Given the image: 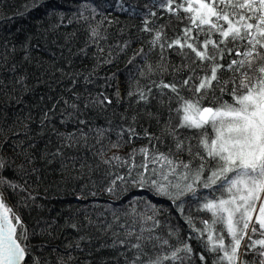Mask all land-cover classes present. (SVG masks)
<instances>
[{
  "label": "snow or ice",
  "instance_id": "6c2138e0",
  "mask_svg": "<svg viewBox=\"0 0 264 264\" xmlns=\"http://www.w3.org/2000/svg\"><path fill=\"white\" fill-rule=\"evenodd\" d=\"M42 7L43 0H29L25 10L31 12ZM107 7L141 18L139 32L150 37L148 51L143 46L135 50L127 64L134 65L138 57L143 64L135 65L136 71L130 75L125 95L121 94L117 73L99 76L97 69L112 64L121 54L126 55L134 41L118 40L109 45L105 55L100 41L108 39L107 28L102 35L101 27L105 22L110 26L116 20L110 19V14L105 15L91 0H85L79 14L73 13L68 23L73 19L87 22L95 20L97 15L102 17L97 26L89 24V42L98 49L94 54L97 64L83 76V81L85 86L94 87L97 79H103L104 83L99 85V91H88L85 87L84 93H78L69 89L72 99H64L59 112L56 110L60 100L41 114L39 135L44 134L46 125H51L57 115L61 117V124L71 122L76 127L61 132L52 125L51 131L60 146L39 159L51 163L49 156L63 159V149L84 146L94 150L93 156L98 160L96 168L104 166L107 182L104 191L109 195L119 197L121 193L141 190L171 202L187 226V237L167 217L162 219L165 212L162 206L145 197H133L122 215L112 210L111 222L102 228L103 233L110 234L112 242L101 247L123 249L118 254L124 264H196L197 260L199 264H209V259L211 264H264V0H148L143 4L140 0H109ZM59 15L63 23V13ZM165 15L181 23L188 22L175 39L167 37L168 24L158 23ZM34 47L27 38L21 44L22 63L32 61ZM157 49L160 59L154 65L148 57ZM167 50H176L184 62L171 64ZM15 51L13 46L12 52ZM80 53L87 55L86 48L80 49ZM0 62V66L7 64L6 53L0 56ZM17 68L13 64L9 69L16 74L11 82L12 92L17 85L23 92H30L27 72L17 73ZM169 69L173 77L182 72L188 75L182 80L174 78L166 82L162 77ZM55 71L62 77H70L73 86L81 75L65 72L63 68ZM225 72L230 74L228 79L223 78ZM155 75L161 78L152 79ZM142 79L146 83L142 84ZM8 87L0 79V94H5ZM184 90L192 95H182ZM6 95L13 104L22 102V96ZM209 95L216 102L205 106ZM225 95L230 100H224ZM157 96L158 102L169 111V119L163 124L156 113L139 110L131 116L120 113V123H115L114 104L134 100L137 106H147ZM173 102L175 108L171 107ZM90 110L98 116L111 110L112 116L105 117V125H95L90 117L83 118ZM141 115L156 119L159 132H150L147 128L142 134L137 132ZM32 121L31 111L17 116L13 124L19 127L8 137L4 135L8 129L0 125V140L5 141L0 147L12 149L11 155L0 151V264H48L47 259L34 255L30 236L51 237L61 227L55 217H41L29 230L17 207L7 202L11 193L18 198L19 207H44L36 202L39 193L32 182L33 177L36 181L41 179L36 166V146L25 147L31 137ZM184 130L194 135L186 136ZM21 132L25 139L12 144V138ZM136 139H146L147 143L132 146L126 154H121ZM61 167L67 169L68 164L62 163ZM85 167L83 163L80 165L81 170ZM71 195L77 201L87 199L82 192ZM200 213H207L209 218L202 219ZM85 221L87 225L100 227L87 215ZM65 223L77 233L87 226L73 220ZM193 240L201 251L194 249ZM82 242L90 244L92 237L87 233L79 235L65 247L82 252ZM72 260L69 253L67 257H59L56 264H72Z\"/></svg>",
  "mask_w": 264,
  "mask_h": 264
},
{
  "label": "trees",
  "instance_id": "16d2710c",
  "mask_svg": "<svg viewBox=\"0 0 264 264\" xmlns=\"http://www.w3.org/2000/svg\"><path fill=\"white\" fill-rule=\"evenodd\" d=\"M83 2L85 0H43L44 7L28 12L25 10V5L29 3V0H0V56L5 53L7 54V64L0 66V79H3L9 85L5 89V94H0V125H4L8 129L4 133L5 137H8L11 131L19 127L18 124H13L16 117L31 111L33 121L30 124V128L32 132L31 137L26 141L25 147L28 144H35L36 146L34 150L38 158L36 166L40 169L41 179L40 181H36L35 177H33L32 182H35L39 193L36 202L37 204L44 205V207H19L17 204L18 198L11 193L8 194L7 202L9 205L17 207L19 215L29 230L34 227L37 219L41 217L44 219L55 217L57 219L61 227L56 229L53 236H30L31 245L34 246V255L47 259L48 264H56L59 257H67L69 253L73 257L72 264H85L88 260L92 261V264H103L105 261L108 264H124L123 257H120L118 254L123 249L116 250L109 247H101L102 244H111L112 242L110 234L103 233L102 228L111 222L112 210L115 209L122 215L129 208L128 202L133 197H145L154 204L162 206L165 209L162 219L167 217L170 223L177 225L182 230V236L187 237L188 232L183 218L165 197H158L150 192L141 190L121 193L119 197L106 193L104 191V188L107 186V182L104 180L105 168L103 165L96 168L98 160L93 156L94 150H89L84 146H77L76 148L63 149V159H53L49 156L48 159L51 160V163H47L44 159H39L43 154L54 152L60 146V142L51 131L52 125H55L61 132L72 131L76 127L71 122L61 124V117L57 115L52 120L51 125H46L44 134L39 135L41 114L47 108H51L52 104L58 100L61 101L56 110L59 112L60 108L64 106L63 100L72 99V92L69 89H73L78 93H84L85 87H87L88 91H99V85L104 83L103 79H97L96 87H94L93 85L85 86L83 81V76L87 75L97 64L94 54L97 53L98 49L95 44L89 42V24L95 27L97 26V22L102 19L101 16L97 15L95 20L90 19L87 22H77L73 19L72 23H68L72 19L73 13L79 14V7ZM91 2L100 8L105 15L110 14V19L116 20V23L110 26L105 22L101 27L102 35L105 34L104 28H107L108 39L100 41V46L105 49V55L107 54L109 45H114L118 40L131 39L134 41L126 55L121 54L112 64L104 65L97 69L100 77L117 73L121 94L125 95L130 82V75L136 71L135 65L143 64V60L139 57L136 59L134 65H128L127 60L135 50L142 46L147 52V40L150 37L147 34L139 32L142 26L141 18L134 13L130 15L129 13H120L108 8L107 4L109 0H91ZM147 2L148 0H140L141 4ZM53 12L57 14L52 15L51 13ZM20 13H23V15H20ZM59 13H63V23H61L62 18ZM158 23L168 24L166 32L168 39L171 40L181 34L182 28L188 22L184 21L181 23L165 15L162 19L158 20ZM122 28L124 32H120ZM26 38L35 45L32 49V61L30 63H22L23 53L21 51V44ZM13 46L16 49L15 53L12 52ZM83 48H86L87 55L80 53V49ZM166 56L171 64H181L184 62L176 50H167ZM148 59L149 62L155 65L160 59L159 50L157 49L149 53ZM227 62V59H225L224 63ZM13 64L18 65L17 73L27 72V84L32 88L30 92H23V89L18 85L16 86V91L12 92L11 82L14 81L16 74L12 73L9 69H11ZM57 68H63L68 73H80L81 75L78 78L77 84L73 86L72 79L68 76L62 77L60 72L55 71ZM170 72L171 70L169 69V72L165 73L162 77L166 82L174 78L182 80L188 75L187 72H182L173 77ZM229 76L230 74L227 72L223 74L224 79H228ZM160 78L159 75L152 77L154 80H159ZM141 83L144 84L146 81L142 79ZM108 91L111 92L112 90L108 89ZM7 93H12L13 96H22V102L20 104L11 103L9 97L6 95ZM182 95L190 96L192 93L184 90ZM217 95L219 94L217 93ZM41 97L44 99L41 100ZM159 99V96H157L147 106L143 104L137 106L134 100L131 102L126 100L120 105L114 104L113 107L117 113L114 117L115 123H120V113H126L128 116H131L139 110L141 112L150 111L156 113L159 116L160 124H163L164 121L169 119V111L166 105H161L158 102ZM223 99L230 100V97L225 95ZM209 102L214 104L216 102L215 97L209 95L204 101V105L208 106ZM129 103H131V108H129ZM171 107H176L175 102L171 104ZM106 116H112L111 110L99 116L95 111L90 110L87 117L83 118L90 117L95 125H105ZM174 122L176 121L174 120ZM145 128L150 132L158 133L160 125H158L156 119H149L146 115H141L138 120L137 132L142 134ZM184 135L191 136L194 133L184 130ZM112 138L115 139V135ZM24 139V134L21 132L18 137L12 138V144H17L19 140ZM4 143L5 141L0 140V146ZM146 143V139H136L134 145L122 149L121 154H126L132 146L138 147ZM0 151L11 155L12 149L11 146L0 147ZM16 162L19 163L18 160ZM62 163L68 164L67 169L61 167ZM73 163L75 167H72ZM82 163L86 165L83 170L80 168ZM88 166H91L93 171H89ZM8 175L11 176V173H8ZM93 191L97 195L89 196L88 193ZM73 192L78 194L82 192L87 199L77 201L71 195ZM77 209L79 211H75ZM170 209L171 211H169ZM86 215L95 221L96 224L100 225V227L87 225L85 221ZM193 215L197 214L193 213ZM199 215L202 219L209 218L207 213H200ZM66 220H73L87 226L82 227L81 231L77 233L75 230L67 227ZM121 222H123V219ZM85 233L92 237V242L90 244L82 242V248L84 249L82 252L66 249L65 245L73 242L79 235ZM191 243L197 252L201 251L200 246L195 240L191 241ZM53 249H55V252ZM248 259H251V256ZM196 264H199L198 260ZM209 264H211V259H209Z\"/></svg>",
  "mask_w": 264,
  "mask_h": 264
}]
</instances>
